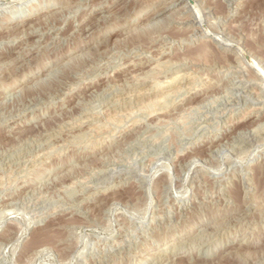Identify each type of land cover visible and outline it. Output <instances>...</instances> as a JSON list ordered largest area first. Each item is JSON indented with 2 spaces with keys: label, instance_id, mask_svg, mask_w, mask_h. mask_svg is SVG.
<instances>
[{
  "label": "rangeland",
  "instance_id": "1",
  "mask_svg": "<svg viewBox=\"0 0 264 264\" xmlns=\"http://www.w3.org/2000/svg\"><path fill=\"white\" fill-rule=\"evenodd\" d=\"M26 1L0 0V264H264V0Z\"/></svg>",
  "mask_w": 264,
  "mask_h": 264
},
{
  "label": "bare ground",
  "instance_id": "2",
  "mask_svg": "<svg viewBox=\"0 0 264 264\" xmlns=\"http://www.w3.org/2000/svg\"><path fill=\"white\" fill-rule=\"evenodd\" d=\"M33 0H27L26 1V3H28V2H32ZM82 1V0H81ZM108 2V1H107ZM100 4H101V2H100ZM102 4H104V3H102ZM190 4V3H189ZM189 4H187V5H189ZM191 4H192V2H191ZM98 5V4H97ZM96 5V6H97ZM186 5V6H187ZM194 5H195V3H194ZM83 6H84V4H83ZM87 6V5H86ZM101 6V5H100ZM190 6V5H189ZM193 6V5H192ZM25 8V7H24ZM98 8V7H97ZM191 8V7H190ZM19 9V8H18ZM77 9V8H76ZM197 9V7L195 8V10ZM21 12H24V9H22V10H20ZM29 11V10H28ZM103 11V10H102ZM46 13V12H45ZM184 13V12H183ZM112 14V13H111ZM101 16V15H100ZM14 19V18H13ZM197 21V20H196ZM88 22V21H87ZM195 22V21H194ZM199 22V21H198ZM200 23V22H199ZM11 28V27H10ZM188 28V27H187ZM197 28V27H196ZM196 28H194V29H196ZM193 30V29H192ZM206 31H208V30H206ZM204 32V31H203ZM209 32V31H208ZM207 33V32H206ZM195 35V34H194ZM7 36V35H6ZM8 36H10L9 34H8ZM7 36V37H8ZM16 36V35H15ZM6 37V38H7ZM20 37V36H19ZM25 38H26V36H24ZM218 37V36H217ZM11 38V37H10ZM214 38L215 39H218V38H216L215 36H214ZM24 39V38H23ZM220 39V38H219ZM6 40V39H5ZM16 40V39H15ZM7 41V40H6ZM9 41V40H8ZM219 41V40H218ZM220 41H222V40H220ZM216 42H217V40H216ZM32 43H34V42H32ZM46 44V43H45ZM220 46V45H219ZM227 46V45H226ZM236 46V45H235ZM6 47V46H5ZM28 47V46H27ZM26 47V48H27ZM237 48V47H236ZM235 48V49H236ZM238 48H240V47H238ZM241 50V49H240ZM242 51H243V49H242ZM238 52V51H237ZM241 52V51H240ZM245 52V51H244ZM238 54H240V53H238ZM245 54V53H244ZM248 55V54H247ZM243 56V55H242ZM244 57H245V55H244ZM249 59L250 58H252V57H250V56H247ZM254 58V57H253ZM240 59V58H239ZM244 59V58H243ZM255 59V58H254ZM246 60V59H245ZM252 60V59H251ZM256 60V59H255ZM254 61V60H253ZM144 62V61H143ZM246 63L248 62V61H245ZM145 63H146V61H145ZM245 63V64H246ZM251 63H252V61H251ZM239 64H242V63H239ZM244 64V65H245ZM238 65V64H237ZM247 65V64H246ZM250 65V64H249ZM256 65V64H255ZM255 65H252L253 67L255 66ZM259 65V64H258ZM236 66V65H235ZM242 66V65H241ZM260 67V66H259ZM204 68V67H203ZM210 68V67H209ZM242 68V67H241ZM250 68H252V67H250ZM256 68V67H255ZM254 68V69H255ZM263 68V67H262ZM238 69V68H237ZM256 69H259V68H256ZM255 69V70H256ZM193 70V69H192ZM220 70V69H219ZM247 70V69H246ZM251 70V69H250ZM258 70H256V72H257ZM247 72H248V70H247ZM253 72H255L254 70H253ZM256 72H255V74H256ZM261 73H262V69H261V71H260ZM250 73V72H249ZM183 74V73H182ZM207 74V73H206ZM262 74H264V73H262ZM184 75V74H183ZM190 75V74H189ZM197 75V74H196ZM200 75V74H199ZM224 75V74H223ZM243 75V74H242ZM256 75H258V74H256ZM175 76V75H174ZM193 76H194V74H193ZM241 76V75H240ZM252 75H250V76H247V77H251ZM260 76V75H259ZM263 76V75H262ZM262 76H260V77H262ZM173 77V76H172ZM246 77V78H247ZM253 77V76H252ZM180 78L181 77H179V76H177V77H174L173 79H171V81H169L167 84L166 83H164V84H166V86L164 87V85H163V87L161 86V85H159L160 83H154V85H153V89L156 91V92H158L159 93V95H158V98L156 99V100H151V102H150V99H149V103H145V106H142L143 107V109L145 110V111H147V112H154L155 111V108H157L158 107V105L160 104V101L161 100H165L166 101V99L165 98H167L168 99V97L170 98V96H172L173 94H175L176 92H177V90H178V87H176L177 85H176V83H178L179 82V80H180ZM190 78V77H189ZM193 78H195V77H193ZM205 78H206V76H205ZM256 78V77H255ZM188 79V78H187ZM230 79H232V78H230ZM241 79V78H240ZM253 79V78H252ZM116 80V79H115ZM196 80H197V78H196ZM207 80H208V78H207ZM239 80V79H238ZM249 80V79H248ZM260 80V79H259ZM165 82V81H164ZM183 82V81H182ZM229 82V81H228ZM231 82V81H230ZM188 83H189V81H188ZM248 83V82H247ZM262 83V82H261ZM150 84V83H149ZM193 84V83H192ZM226 84H227V81H226ZM243 84H245V83H243ZM182 85V84H181ZM187 85V84H186ZM197 85V84H196ZM201 85V84H200ZM149 87V86H148ZM190 87V86H189ZM199 87V86H198ZM218 87V86H217ZM221 87V86H220ZM188 88V87H187ZM197 88V87H196ZM205 89V88H204ZM238 89V88H237ZM261 89V88H260ZM143 90V89H142ZM184 90V89H183ZM189 90V89H188ZM249 90V89H248ZM133 91V90H132ZM149 91V90H148ZM151 91V90H150ZM180 91V90H179ZM186 91V90H185ZM190 91V90H189ZM256 91V90H255ZM146 92V91H145ZM191 92V91H190ZM252 92V91H251ZM128 93V92H127ZM140 93V92H139ZM256 93V92H255ZM5 94V93H4ZM188 94V93H187ZM249 94V93H248ZM128 95V94H127ZM139 96V95H138ZM146 96V95H145ZM145 96L143 97V98H145ZM175 96V95H174ZM258 96V95H257ZM177 97V96H176ZM181 97V96H180ZM148 98H150V97H148ZM129 99V98H128ZM131 99V98H130ZM140 99V98H139ZM138 99V100H139ZM171 99V98H170ZM137 100V99H136ZM179 100V99H178ZM140 101V100H139ZM170 101V100H169ZM240 101V100H239ZM258 101H260L259 99H258ZM167 102V101H166ZM180 102V101H179ZM183 102V101H182ZM182 102H180V103H182ZM253 102H255V101H253ZM143 103V102H142ZM173 103H175V101L173 102ZM61 104V103H60ZM144 104V103H143ZM236 104V103H235ZM162 105H164L163 103H162ZM167 105V104H166ZM165 105V106H166ZM232 105H234V104H232ZM183 107V106H182ZM231 107V106H230ZM159 108V107H158ZM256 108V107H255ZM176 109V108H175ZM179 109H181V107H179ZM144 110H143V112H144ZM158 110V109H157ZM164 110V109H163ZM177 110V109H176ZM176 110H175V112H176ZM183 110H184V108H183ZM256 109H254V111H255ZM179 111V110H178ZM181 111V110H180ZM185 111V110H184ZM248 111V110H247ZM173 112V111H172ZM226 112V111H225ZM246 112V111H245ZM251 112V111H250ZM222 113V112H221ZM179 114H181V113H179ZM144 115V114H143ZM162 115V114H161ZM130 116H132V115H130ZM148 116V115H147ZM245 116V115H244ZM129 117V116H128ZM256 117V116H255ZM31 118V117H30ZM111 118V117H110ZM113 119V118H112ZM133 123V122H132ZM232 123V122H231ZM240 123V122H239ZM84 124V123H83ZM82 124V125H83ZM81 125V126H82ZM86 125V124H85ZM80 126V125H79ZM96 126V125H95ZM88 127V126H87ZM90 127V126H89ZM85 128V127H84ZM91 128H94V127H91ZM96 128V127H95ZM257 128H259V127H257ZM256 128V129H257ZM87 129V128H86ZM89 130V129H88ZM253 131V130H252ZM88 132H91L90 130L88 131ZM96 132V131H95ZM246 133V132H245ZM254 133V132H253ZM259 134V133H258ZM263 134V133H262ZM87 135V134H86ZM249 135V134H248ZM256 135V134H255ZM254 135V136H255ZM264 140V139H263ZM262 140V141H263ZM218 142V141H217ZM262 143V142H261ZM217 144V143H216ZM227 144H229V143H227ZM257 145V144H256ZM93 146V145H92ZM216 147V146H215ZM224 148V147H223ZM264 149V148H263ZM260 154V153H259ZM263 154V153H262ZM261 154V155H262ZM245 156V155H244ZM240 168V167H239ZM249 168V167H248ZM107 170V169H106ZM228 170V169H227ZM222 171V170H221ZM113 172H115V170L113 171ZM115 174V173H114ZM113 174V175H114ZM118 174V173H117ZM225 174V173H224ZM111 175V174H110ZM167 175H169V174H167ZM79 176V175H78ZM137 177V176H136ZM79 178V177H78ZM85 178V177H84ZM88 178V177H87ZM225 178V177H224ZM78 180V179H77ZM84 181V180H83ZM72 182V181H71ZM125 182V181H124ZM75 183V182H74ZM87 183H88V180H87ZM77 184V183H76ZM71 185V184H70ZM111 185V184H110ZM113 185V184H112ZM76 186V185H75ZM118 186V185H117ZM70 187V186H69ZM123 188V187H122ZM110 189V188H109ZM119 190H120V187H119ZM149 190V189H148ZM18 191V190H17ZM95 194V193H94ZM148 195H149V193H148ZM90 196V195H89ZM102 196V195H101ZM121 196V195H120ZM177 197V196H176ZM183 197V196H182ZM119 198V197H118ZM149 199V198H148ZM181 199V198H180ZM90 200V199H89ZM112 200V199H111ZM119 200V199H118ZM7 201V200H6ZM114 203H115V201H114ZM113 202H112V204H114ZM117 203V202H116ZM173 203V202H172ZM3 204V203H2ZM159 204V203H158ZM114 206V205H113ZM150 208V207H149ZM58 210V209H57ZM85 210V209H84ZM91 211V210H90ZM104 211V210H103ZM143 211V210H142ZM148 211V210H147ZM54 212H55V210H54ZM144 212H145V210H144ZM158 212V211H157ZM53 213V212H52ZM75 213V212H74ZM95 213V212H94ZM103 213V212H102ZM160 213V212H159ZM50 214V213H49ZM124 214V213H123ZM54 215V214H53ZM158 216H160V215H158ZM123 218V217H122ZM72 219V218H71ZM155 219V218H154ZM119 220V219H118ZM73 221V220H72ZM77 222V221H76ZM99 222V221H98ZM157 223H159V222H157ZM64 224V223H63ZM129 224V223H128ZM31 225V224H30ZM29 225V226H30ZM83 225V224H82ZM29 226H27L26 227V229H25V231L21 234V237H22V235L23 234H25V232L29 229ZM73 226V225H72ZM77 226V225H76ZM128 226V225H127ZM89 227V226H88ZM90 228V227H89ZM120 229V228H119ZM129 229V228H128ZM133 229V228H132ZM50 230V229H49ZM49 230H46V231H49ZM56 230V229H55ZM10 231V230H9ZM16 231V230H15ZM51 231V230H50ZM54 231V230H53ZM3 232V231H2ZM7 232V231H6ZM43 233H44V231H42ZM52 232V231H51ZM70 232V231H69ZM123 232V231H122ZM131 232V231H130ZM140 232V231H139ZM147 232V231H146ZM200 232V231H199ZM48 233V232H47ZM57 233V232H56ZM59 233V232H58ZM142 233V232H141ZM41 234V233H40ZM50 234V233H49ZM123 234V233H122ZM204 234V233H203ZM11 235V234H10ZM36 235H37V233H36ZM43 235V234H42ZM42 235H38V236H42ZM45 235H47L46 233H45ZM59 235V234H58ZM134 235V234H133ZM136 235V234H135ZM48 236V235H47ZM50 236H54V235H50ZM50 236H48V237H50ZM197 236V235H196ZM42 238H44V237H42ZM12 239V238H11ZM41 239V238H40ZM118 239V238H117ZM19 240V239H18ZM17 240V241H18ZM42 240V239H41ZM51 241V240H50ZM211 241V240H210ZM3 242V241H2ZM34 242V241H33ZM33 242H31V243H33ZM35 242H38L37 241V238H36V240H35ZM52 242V241H51ZM54 242V241H53ZM27 243H29V242H27ZM41 243V242H40ZM56 243V242H55ZM66 243V242H65ZM105 243V242H104ZM14 244V243H13ZM30 244V243H29ZM28 244V245H29ZM53 244V243H52ZM91 244V243H90ZM0 245H1V243H0ZM30 245H34V244H30ZM29 245V246H30ZM35 245H36V243H35ZM44 246H40V247H38V248H36L35 250H34V253H40V252H43L44 251V247L45 248H47L46 246H45V244H43ZM183 245V244H182ZM13 246V245H12ZM15 246V245H14ZM90 246V245H89ZM104 246V245H103ZM107 246V245H106ZM117 246V245H116ZM3 247V246H2ZM28 247V246H27ZM31 247H33V246H31ZM49 247V246H48ZM54 247V246H53ZM57 247V246H56ZM75 248V247H74ZM92 248V247H91ZM175 248V247H174ZM55 249V248H54ZM84 249V248H83ZM46 250V249H45ZM96 250V249H95ZM111 250V249H110ZM30 251V250H29ZM32 252V251H31ZM66 252V251H65ZM83 252V251H82ZM1 253V252H0ZM33 252L32 253H30V254H34ZM66 253H68V252H66ZM71 253V252H70ZM14 254V253H13ZM24 254H26V253H24ZM29 254V255H30ZM47 254V253H46ZM63 254V253H62ZM57 255V254H56ZM55 255V256H56ZM102 255V254H101ZM100 255V256H101ZM34 256V255H33ZM102 257V256H101ZM106 257V256H105ZM21 258V257H20ZM23 258V257H22ZM17 259V258H16ZM19 260V259H18ZM21 260V259H20ZM3 261V260H2ZM50 261V260H49ZM191 261V260H190ZM25 262V261H24ZM159 262V261H158ZM30 263V262H29ZM64 263V262H63ZM72 263V262H71ZM94 263V262H93ZM129 263V262H128ZM186 263V262H185ZM17 264V263H16ZM26 264V263H25ZM31 264V263H30ZM60 264V263H59ZM70 264V263H69ZM83 264V263H82ZM163 264V263H162ZM187 264V263H186Z\"/></svg>",
  "mask_w": 264,
  "mask_h": 264
}]
</instances>
